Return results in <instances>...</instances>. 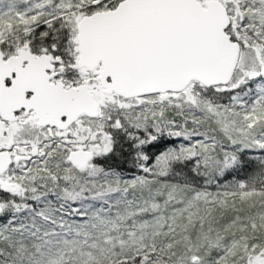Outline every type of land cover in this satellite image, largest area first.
<instances>
[{"label":"snow or ice","instance_id":"1","mask_svg":"<svg viewBox=\"0 0 264 264\" xmlns=\"http://www.w3.org/2000/svg\"><path fill=\"white\" fill-rule=\"evenodd\" d=\"M0 264H264V0H0Z\"/></svg>","mask_w":264,"mask_h":264}]
</instances>
